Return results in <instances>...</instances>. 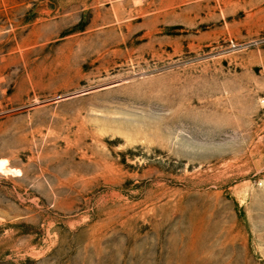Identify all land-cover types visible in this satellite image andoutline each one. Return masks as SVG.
<instances>
[{"label":"rangeland","instance_id":"obj_1","mask_svg":"<svg viewBox=\"0 0 264 264\" xmlns=\"http://www.w3.org/2000/svg\"><path fill=\"white\" fill-rule=\"evenodd\" d=\"M0 264H264V0H0Z\"/></svg>","mask_w":264,"mask_h":264}]
</instances>
